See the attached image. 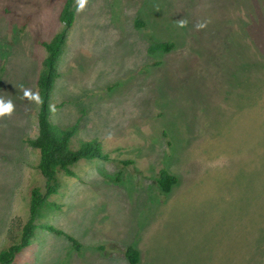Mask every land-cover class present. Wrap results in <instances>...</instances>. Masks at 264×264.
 Returning a JSON list of instances; mask_svg holds the SVG:
<instances>
[{
	"label": "rangeland",
	"instance_id": "374dc122",
	"mask_svg": "<svg viewBox=\"0 0 264 264\" xmlns=\"http://www.w3.org/2000/svg\"><path fill=\"white\" fill-rule=\"evenodd\" d=\"M63 3L0 0V250L43 183L24 140ZM74 12L50 120L111 161H80L44 218L81 251L37 230L13 264H128L129 245L139 264H264V0H75ZM149 40L174 48L149 55ZM162 167L177 178L166 196Z\"/></svg>",
	"mask_w": 264,
	"mask_h": 264
},
{
	"label": "trees",
	"instance_id": "16d2710c",
	"mask_svg": "<svg viewBox=\"0 0 264 264\" xmlns=\"http://www.w3.org/2000/svg\"><path fill=\"white\" fill-rule=\"evenodd\" d=\"M75 0H64L59 14V22L62 28L53 37L41 45L46 55L42 61L41 70L36 80L38 95V108L36 112L37 134L24 140L25 144L38 153L37 170L43 181L41 186H34L30 190L28 217L20 229L17 241H11L0 250V264H13L16 258L32 244L37 230H44L56 236L67 239L73 250L81 251V244L71 235L51 224L45 223L44 218L50 213L60 212L63 205L55 202L52 197L61 192L62 177H77L74 168L82 161H111L102 144L97 140L79 141L74 145V136L77 124L67 128L56 126L50 120L53 108L50 101L53 96L54 86L59 72L56 68L58 59L68 30L75 20ZM136 28L143 27L137 19L134 22ZM174 48L173 42H154L149 40L147 53L155 55L169 53ZM122 165L131 164V161H121ZM154 185L157 192L163 196L168 195L177 182V178L165 167L158 170L154 177ZM103 251V246H98ZM123 256L128 264H139L140 253L133 246H127L123 250Z\"/></svg>",
	"mask_w": 264,
	"mask_h": 264
}]
</instances>
